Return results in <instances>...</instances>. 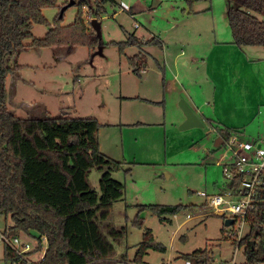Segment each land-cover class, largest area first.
<instances>
[{"label":"rangeland","instance_id":"374dc122","mask_svg":"<svg viewBox=\"0 0 264 264\" xmlns=\"http://www.w3.org/2000/svg\"><path fill=\"white\" fill-rule=\"evenodd\" d=\"M69 1L57 0L56 7L43 11L50 25ZM89 3L93 8L99 4L98 10L102 9L97 17L83 7V22L89 34H94L90 27L92 19L101 24L102 53L95 54L97 44L92 49L75 48L72 53L65 48H32L22 52L14 61L20 69L5 81L8 111L18 118L36 119L69 114L93 118L103 125L99 132L101 152H110L109 156L123 165L112 177L124 185V195L108 216L113 226L126 229L124 238L114 247L116 256L127 261L116 259V264L175 262L182 255L203 249L211 253L215 264H245L244 247L236 249L228 238L230 232L239 231L238 223L225 227V219L211 212L206 200L198 195H216L223 189L226 181L222 164L229 162L230 154L225 147L216 145V134L200 115L197 117L203 127L180 130L185 116L179 104L182 102L194 110L184 94L186 91L197 104L205 101L203 113L212 116L214 109L210 106L215 102V116H222V125L229 129L237 126L243 136H234L252 143L258 140L264 148V109L256 102L264 88V63L254 69V81H247L245 72H241L243 57L232 52L226 0H89ZM121 3L129 11L122 10ZM75 4L63 12L62 26L74 22L79 10ZM47 31L45 26L34 25L32 34L34 38H42ZM128 35H134L140 42L155 38L163 46H127L120 53L116 44L124 43ZM220 42L225 43L222 80L215 79L212 83L204 75L206 64L193 59H211L215 45ZM233 47L242 54L253 50L264 55V48ZM138 52H141L138 59L145 61L146 67L139 68L140 73L136 74L128 59ZM210 68L211 65L209 73ZM215 86L218 89L213 98ZM197 87H202L200 93ZM221 92L222 110L217 106ZM128 97L147 98L157 104L126 100ZM99 177L96 170L89 176L96 190ZM178 205L184 208L171 217H159L138 207ZM11 226L9 218L0 216V234ZM247 232L245 226L243 235ZM150 236L164 250L149 249L135 263L140 244ZM18 238L30 245L26 254L28 264H41L47 243L42 239L41 249L37 248L36 233L19 234ZM4 245L0 239V264H17L4 260Z\"/></svg>","mask_w":264,"mask_h":264},{"label":"trees","instance_id":"16d2710c","mask_svg":"<svg viewBox=\"0 0 264 264\" xmlns=\"http://www.w3.org/2000/svg\"><path fill=\"white\" fill-rule=\"evenodd\" d=\"M226 2L231 44L264 48V0ZM56 5L57 0H0V216L12 223L3 234L12 238L36 233L40 249L41 239L45 238L47 247L41 264H116V259L127 261L116 256L114 247L124 238L126 229L113 226L108 216L124 195V185L112 177L123 165L101 152L99 131L103 125L93 118L69 114L18 118L5 104V81L20 69L14 61L22 52L65 48L72 53L78 47L98 46L95 33L89 34L83 22V7L98 17L102 11L98 10L99 4L93 8L89 0L78 1V13L68 26L61 25L63 14L52 25L43 16L44 10ZM34 25L48 28L42 38H34ZM116 45L122 53L127 46L140 47L142 43L128 35L124 43ZM140 55L141 52L128 59L136 74L145 64L138 59ZM218 135L225 143L232 133L222 129ZM93 170L100 174L97 190L89 181ZM256 201L248 232L238 245V249L244 247L245 264H264V182ZM138 207L159 217L175 216L184 208ZM149 249L164 250L150 236L140 244L134 262L139 263ZM180 259L213 264L206 249ZM4 260L21 264L6 245Z\"/></svg>","mask_w":264,"mask_h":264},{"label":"built area","instance_id":"2783aa9c","mask_svg":"<svg viewBox=\"0 0 264 264\" xmlns=\"http://www.w3.org/2000/svg\"><path fill=\"white\" fill-rule=\"evenodd\" d=\"M120 8L129 11V8L123 3L120 4ZM134 28L136 29L137 25H134ZM223 147L230 154L229 162L222 164V175L226 185L219 194L198 193V195L206 200L211 212L225 220L232 219V225L238 223L239 231L228 234V238L238 249V245L244 237L243 228L250 226L251 216L257 204L256 198L264 182V148L257 142L245 141L234 135L223 143ZM223 159L224 157H222V161ZM0 239L21 264L29 263L26 258V254L30 252L28 243L20 242L18 237L7 238L4 234H0ZM42 239L46 242L45 238ZM162 264L192 263L189 260L178 259L175 262ZM218 264L231 263L219 262Z\"/></svg>","mask_w":264,"mask_h":264},{"label":"crops","instance_id":"0c3cea01","mask_svg":"<svg viewBox=\"0 0 264 264\" xmlns=\"http://www.w3.org/2000/svg\"><path fill=\"white\" fill-rule=\"evenodd\" d=\"M138 39V38H137ZM139 40V39H138ZM153 42H150V41H147V42H143L141 41L140 43L144 44V45H152V46H157V47H161L162 48V44L160 43V41L158 39H155L153 38ZM225 43H218L215 45L214 47V54H213V57L210 59V57H208L207 59H204L202 60L201 58H196V59H193V61H197V60H200V62H202V64H206V69L204 71V75L207 76L208 78L211 79V82L213 83L215 79H219L221 78L220 80H222V49L224 48L223 46ZM232 47V52L235 53L236 55H240L242 56L243 58L241 59V72H245L243 74H245L246 76V79L247 81H254L253 77L255 75V72H254V69L256 67H259L261 66L260 64L264 63V55L259 53L258 51H253V50H250V51H246L244 52L243 54L238 50V49H235L233 47V45H231ZM139 53V52H138ZM137 53V54H138ZM135 54V55H137ZM250 56H249V55ZM145 56H148V54L145 53ZM133 57V56H132ZM207 60V61H205ZM210 60V61H209ZM187 64V62L185 63ZM211 65V68H210V73L208 72V67ZM221 66V69H218V67ZM243 66V67H242ZM143 67H146V62L144 64V66H142L141 68ZM260 68V67H259ZM144 69V68H143ZM133 72V70H132ZM139 72V71H138ZM140 73V72H139ZM212 77V78H211ZM250 77V78H249ZM194 84H197L194 82ZM184 89V88H183ZM199 93L200 91H202V87H197ZM217 89H218V86H215V93H214V96L213 98L216 97V94H217ZM221 89V87H220ZM262 93H259V95H257L256 97V102L258 103V106L259 107H262L264 109V88L262 89ZM184 91V90H183ZM206 91V89H205ZM163 93L166 95L168 94V90L166 88L163 89ZM184 94L187 95L189 101L193 104V106L195 108H193V112L197 115H200L210 126L212 132H214L216 134V137H217V140H216V145L219 146V147H223V141L222 139L220 138V136L218 135V131L219 130H222V129H226L228 131H230L232 133V136L233 135H236L239 137V135L243 136V133L240 132V130L238 129L237 126H235L234 128H231L229 129L228 127L222 125V116H219V118H217L216 116V113H215V108H216V103H212V106H210L211 108L214 109V112H213V115L212 116H207L205 115V113H203V106H205L204 103H206L205 101L203 102V104H197L195 102V100L193 99L192 96H190L188 93H186V91H184ZM165 96V95H164ZM139 100V101H144L146 102L147 104H157V102L155 101H151V100H148L147 98H140V97H128L126 98V100ZM215 100V99H214ZM206 101H209V98H207L206 96ZM162 103V102H161ZM210 103V102H209ZM208 103V104H209ZM159 104V103H158ZM219 105L220 109L222 110V92L220 93V96H219V100L217 102V106ZM216 115V116H215ZM216 118V121H214L213 119ZM101 130V129H100ZM100 132V131H99ZM264 133V132H262ZM241 139V138H240ZM255 139V138H254ZM244 140V139H242ZM245 141H248V140H245ZM255 142H259L258 140H256ZM254 142V143H255ZM99 146H100V150H101V143L99 141ZM122 152H124V148L122 146V149H121ZM109 154H105L103 153L106 157L112 159L109 155L110 152H108ZM113 160V159H112ZM214 263V261H213Z\"/></svg>","mask_w":264,"mask_h":264},{"label":"water","instance_id":"95a60500","mask_svg":"<svg viewBox=\"0 0 264 264\" xmlns=\"http://www.w3.org/2000/svg\"><path fill=\"white\" fill-rule=\"evenodd\" d=\"M77 1H84V0H77ZM75 4L74 0H70L68 5H66L61 13H60V17L62 16L63 12L68 8L71 7ZM90 27L93 30V32L95 33L99 43L97 46V53L100 55L103 51V47H102V35H101V24L99 21H97L96 19H92L90 21ZM184 116H185V121L181 124L180 126V130H188L191 128H201L203 127V124L201 123V121L198 119V117L196 116V114L184 103H180L179 104ZM233 224V220L232 219H226L224 221V226L225 227H229ZM254 246V243L252 242V247Z\"/></svg>","mask_w":264,"mask_h":264}]
</instances>
